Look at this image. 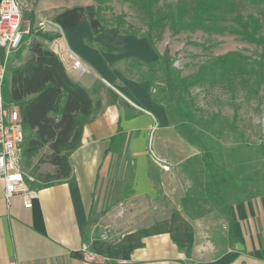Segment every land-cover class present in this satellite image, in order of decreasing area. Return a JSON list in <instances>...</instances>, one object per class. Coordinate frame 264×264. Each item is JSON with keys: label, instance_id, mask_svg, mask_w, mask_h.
<instances>
[{"label": "crops", "instance_id": "obj_1", "mask_svg": "<svg viewBox=\"0 0 264 264\" xmlns=\"http://www.w3.org/2000/svg\"><path fill=\"white\" fill-rule=\"evenodd\" d=\"M79 1L22 0V30L30 31L32 18L35 30L54 37L39 41L93 108L69 156L68 181L31 184L30 208L0 191V264H264V192L195 209L200 202L185 193L200 174L177 168L180 160L160 147L175 141L166 136L156 50L141 35L103 26ZM68 51L84 72L71 68ZM163 164L171 168L163 171ZM142 201H166L170 210L143 216L135 205L116 218V207Z\"/></svg>", "mask_w": 264, "mask_h": 264}, {"label": "trees", "instance_id": "obj_2", "mask_svg": "<svg viewBox=\"0 0 264 264\" xmlns=\"http://www.w3.org/2000/svg\"><path fill=\"white\" fill-rule=\"evenodd\" d=\"M99 1L95 15L103 26L132 35L121 29L124 25L121 17H114L112 23L103 20L100 13L109 9L111 0ZM123 1L136 4L143 12L148 31L141 36L148 40L152 49L155 47L151 32L156 27H168L174 35L195 31L227 33L260 49L257 58L230 51L209 58L187 77L177 76L182 95H189L192 88L203 85L226 90L232 97L239 92L248 97L255 96L264 88V0H179L165 10L159 6L162 0ZM239 3L260 6L259 15L242 14ZM32 23L31 18L29 40L16 53L20 58L27 50L29 56L11 71L9 94L19 110L26 135L23 157L29 160L43 152V158L38 162L54 168L52 174L42 177L47 186L71 178L69 156L80 146L83 128L91 120L93 104L88 92L69 78L58 56L39 41L50 42L54 37L35 30ZM161 60L169 78L173 68L167 49ZM167 113L170 118L168 110ZM193 138L203 149L200 160L202 172L209 179L205 186L207 196L222 201L221 188L235 183V179L227 177L207 146L197 137Z\"/></svg>", "mask_w": 264, "mask_h": 264}, {"label": "rangeland", "instance_id": "obj_3", "mask_svg": "<svg viewBox=\"0 0 264 264\" xmlns=\"http://www.w3.org/2000/svg\"><path fill=\"white\" fill-rule=\"evenodd\" d=\"M83 1L92 6L94 11L100 5L99 0H80L79 2ZM178 1L162 0L159 4L160 9L165 10L169 5H175ZM108 6V10H102L100 13L107 23H112L114 17L118 16L124 21L122 30L135 35H142L148 31L144 14L136 4L123 0H111ZM238 6L242 14L258 16L261 10L260 6H252L247 3H239ZM26 20L28 17L25 16L24 21ZM42 22L47 25L46 21ZM151 34L158 55L160 102L167 107L170 113L166 136L172 137L175 141L174 146L169 143L163 144L160 146L161 150L174 154L180 160V164L176 163L177 168L200 174L196 185L193 186L194 190L185 193L186 199L200 202L199 207L195 209L202 211L203 206L207 207L209 204L223 206L224 202L225 206V204L263 193L264 88L260 89L255 96L248 97L239 92L235 97H232L226 90L203 85L192 88L189 95H182L177 80V76L187 77L194 73L202 63L211 57L238 51L257 58L260 49L253 43L242 41L227 33L208 34L195 31L174 35L168 27H156ZM165 49L168 50L173 68L169 78L161 60ZM28 56L29 54L25 50L20 58L16 54L9 57L3 97L10 106L14 105L9 94L11 71L23 64ZM194 136L207 146L226 176L234 178L237 183L230 182L229 185L221 188L223 198L221 203L218 202L219 200L210 199L207 196L205 185L208 183V177L201 174L203 166L200 158L203 155V149L197 144ZM42 155L43 152L32 159H22V169L31 178L33 186H45L42 177L54 172V168L50 164L38 162V159L43 158ZM126 192L128 193L129 190L126 189ZM185 201L183 199V202ZM135 205L140 206L139 210L143 216L154 212L158 214V217H162L170 210L166 207V201L159 203L127 202L114 209L116 218L118 215L126 214L128 209ZM114 226L116 225L114 224Z\"/></svg>", "mask_w": 264, "mask_h": 264}, {"label": "built area", "instance_id": "obj_4", "mask_svg": "<svg viewBox=\"0 0 264 264\" xmlns=\"http://www.w3.org/2000/svg\"><path fill=\"white\" fill-rule=\"evenodd\" d=\"M22 0H0V191L8 202L14 196H21L25 208L31 207L35 191L31 190V178L22 169L25 131L19 110L15 105H8L3 97L5 78L8 73V61L27 41L28 29L22 30ZM71 68L84 72L82 61L68 51ZM163 171L169 165L161 166Z\"/></svg>", "mask_w": 264, "mask_h": 264}]
</instances>
